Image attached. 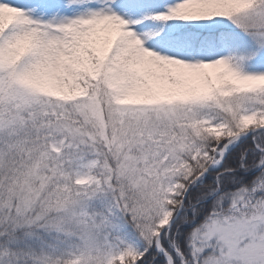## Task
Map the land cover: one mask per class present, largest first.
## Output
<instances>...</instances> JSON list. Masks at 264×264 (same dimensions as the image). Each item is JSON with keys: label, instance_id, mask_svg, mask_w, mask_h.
Returning <instances> with one entry per match:
<instances>
[{"label": "snow or ice", "instance_id": "6c2138e0", "mask_svg": "<svg viewBox=\"0 0 264 264\" xmlns=\"http://www.w3.org/2000/svg\"><path fill=\"white\" fill-rule=\"evenodd\" d=\"M0 264H264V0H0Z\"/></svg>", "mask_w": 264, "mask_h": 264}]
</instances>
